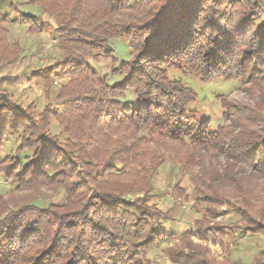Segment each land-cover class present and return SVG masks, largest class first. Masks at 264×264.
<instances>
[{
  "label": "trees",
  "instance_id": "16d2710c",
  "mask_svg": "<svg viewBox=\"0 0 264 264\" xmlns=\"http://www.w3.org/2000/svg\"><path fill=\"white\" fill-rule=\"evenodd\" d=\"M31 3L40 14H23V23L36 34L44 32L43 16L53 18L61 58L28 81L46 91L57 77L68 81L59 86L54 103L34 116L32 104L11 102L8 91L26 77L0 78V154L8 136L19 141L14 155L0 161V175L19 189L59 187L66 202L45 207L35 201L0 214V264H143L145 251L174 235L159 230L147 199L128 201L127 196L149 191L167 152L201 168L208 156L225 159L223 175L210 168L195 179L198 209L204 206L205 217L223 201L235 206L221 191V179L234 182L237 196L249 206L247 177L234 168L240 164L264 176L259 105L219 97L231 124L211 131L208 120L189 117L197 95L171 79L169 71L203 82L247 79L250 88L261 86L264 0ZM7 5L16 11L13 0H0V11ZM3 22L0 16V67L20 56L16 44L9 49ZM117 42L128 44L127 60L117 57ZM90 59L109 61L111 76L119 80L111 84L108 75L99 78ZM129 91L134 102L127 103ZM260 122L263 128H253ZM248 228L241 229L243 234L264 235L263 227ZM178 256L189 260L182 252Z\"/></svg>",
  "mask_w": 264,
  "mask_h": 264
},
{
  "label": "rangeland",
  "instance_id": "374dc122",
  "mask_svg": "<svg viewBox=\"0 0 264 264\" xmlns=\"http://www.w3.org/2000/svg\"><path fill=\"white\" fill-rule=\"evenodd\" d=\"M13 4L17 7L16 11L10 9L8 5L0 11V16L4 18L1 26L6 31L9 49L16 44L20 56L16 61L0 67V78L25 76L20 83L8 88L11 93L10 99L11 102L21 104L23 107L32 104L33 115L38 116L45 105L54 103L59 86L68 81L57 77L55 84L47 91L43 86L28 81L33 72L44 69L61 58L55 35L57 23L53 18L43 16L46 21L44 32L31 34L22 21V15H38L40 11L32 5L31 0H13ZM261 21L264 22V12ZM114 48L118 58L127 60L131 55L125 42L115 43ZM89 64L99 78L108 75L111 84L119 80L118 77L111 76V65L106 59L97 61L90 59ZM169 77L181 81L184 86L196 93V103L188 108L189 117L196 121L208 120L211 131H215L221 125L231 124L224 116L219 97H227L237 104L251 108L259 105L260 113L264 117V82L257 88H250L247 79L220 78L203 82L200 77L173 70L169 71ZM124 101L134 102L132 91L126 93ZM262 124L257 123L253 128H263ZM52 131L54 133L59 131L55 123ZM18 145L16 137L8 136L5 148L0 154V161L10 154L14 155ZM172 156V153L167 152L166 161L155 171L147 193L127 196L128 201L147 199L148 205L157 212L153 222L165 234L174 235V238L163 239L145 251L142 263L264 264V235L251 237L241 231L248 227L264 228V176L243 165L235 166L234 172L239 177H247L243 180V185L249 193L245 197L249 206L244 205V197L237 196L238 191L234 182L221 179L219 183L221 191L228 194L227 201L235 206L231 207L223 201L217 206H212L214 214L205 217L204 206L198 209L193 188L195 179L203 170L216 169L223 175L225 159L222 156H208L201 168L198 165L188 166L184 161L180 162ZM35 201L45 207L51 204L63 206L66 202L65 192L59 187L15 188L0 175V214L9 215ZM181 252L188 255L189 260L185 261L178 256Z\"/></svg>",
  "mask_w": 264,
  "mask_h": 264
}]
</instances>
